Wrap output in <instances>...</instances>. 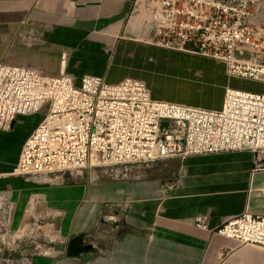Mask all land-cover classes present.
Wrapping results in <instances>:
<instances>
[{
  "label": "crops",
  "instance_id": "1",
  "mask_svg": "<svg viewBox=\"0 0 264 264\" xmlns=\"http://www.w3.org/2000/svg\"><path fill=\"white\" fill-rule=\"evenodd\" d=\"M133 3L0 0V63L47 75L65 68L77 83L85 75L101 76L107 84L132 78L145 83L155 100L221 110L229 84L226 64L126 38ZM34 116L0 131V190L12 191L13 229L43 200L58 214L69 250L58 257L32 256L30 264H264L263 248L241 247L216 232L247 204L264 215V170L255 171L264 164L256 163L254 153L192 156L156 164L140 176L130 172L96 181L78 172L73 182L37 185L12 175L39 124L25 129ZM106 214L121 221L105 222ZM198 216L208 217V230L195 226Z\"/></svg>",
  "mask_w": 264,
  "mask_h": 264
},
{
  "label": "built area",
  "instance_id": "2",
  "mask_svg": "<svg viewBox=\"0 0 264 264\" xmlns=\"http://www.w3.org/2000/svg\"><path fill=\"white\" fill-rule=\"evenodd\" d=\"M126 35L224 62L229 84L222 109L155 100L145 83L132 78L107 84L101 76L85 75L77 83L65 68L47 75L0 63V131L45 111L22 147L13 176L53 185L89 172L96 181L128 171L140 176L156 164L192 156L239 151L254 153L256 163L264 164V0H134ZM260 170L264 167L255 169ZM103 221L118 223L121 217L106 214ZM208 221L198 216L195 226L208 230ZM216 232L241 247L264 249V215L248 204ZM63 243L62 250L44 256L66 255L69 242Z\"/></svg>",
  "mask_w": 264,
  "mask_h": 264
},
{
  "label": "rangeland",
  "instance_id": "3",
  "mask_svg": "<svg viewBox=\"0 0 264 264\" xmlns=\"http://www.w3.org/2000/svg\"><path fill=\"white\" fill-rule=\"evenodd\" d=\"M242 88L263 91L262 87ZM44 116L45 111L34 116L25 129L29 131L30 128L31 130ZM159 165H163V163H159ZM129 174V171L121 173L120 178ZM104 177L112 178L106 175ZM85 180H88V177H85ZM73 181V177L67 176L64 182ZM58 183L63 182L56 181L54 184ZM11 192V189L0 190V264H29L32 256L62 250L64 247L63 242H69V240L62 235L58 227L56 219L58 214L56 215L54 211L48 210L44 206L43 200H37L38 203L35 209L31 214L29 212L26 214L20 227L12 228L16 204L11 200ZM31 209L32 206H30L29 211Z\"/></svg>",
  "mask_w": 264,
  "mask_h": 264
}]
</instances>
